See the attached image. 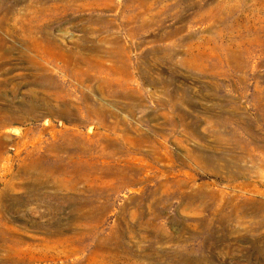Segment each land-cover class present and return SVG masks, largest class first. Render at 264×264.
Here are the masks:
<instances>
[{
	"label": "rangeland",
	"instance_id": "obj_1",
	"mask_svg": "<svg viewBox=\"0 0 264 264\" xmlns=\"http://www.w3.org/2000/svg\"><path fill=\"white\" fill-rule=\"evenodd\" d=\"M0 264H264V0H0Z\"/></svg>",
	"mask_w": 264,
	"mask_h": 264
}]
</instances>
